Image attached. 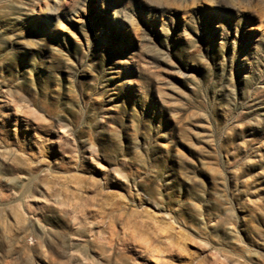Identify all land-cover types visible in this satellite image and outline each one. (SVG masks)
<instances>
[{
  "label": "rangeland",
  "instance_id": "1",
  "mask_svg": "<svg viewBox=\"0 0 264 264\" xmlns=\"http://www.w3.org/2000/svg\"><path fill=\"white\" fill-rule=\"evenodd\" d=\"M0 264H264V0H0Z\"/></svg>",
  "mask_w": 264,
  "mask_h": 264
}]
</instances>
